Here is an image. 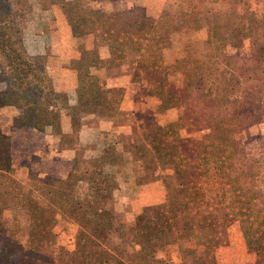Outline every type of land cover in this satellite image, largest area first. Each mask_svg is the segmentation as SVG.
Instances as JSON below:
<instances>
[{
  "label": "rangeland",
  "instance_id": "374dc122",
  "mask_svg": "<svg viewBox=\"0 0 264 264\" xmlns=\"http://www.w3.org/2000/svg\"><path fill=\"white\" fill-rule=\"evenodd\" d=\"M102 14L120 16L117 24L125 16L136 23L164 17L160 32L166 38L156 52L164 68L157 72L138 69L133 53H120L113 39H104L100 33L97 37L95 27ZM215 15L217 18L212 17ZM0 16L13 35L22 39L25 82L41 87L46 104H55L58 112L57 124L35 129L14 123L23 116V109L2 104L0 99V130L10 144L8 175L27 187L32 201L46 212L52 211L51 184L62 185L84 203L93 201L96 186L111 184L113 198L104 206L114 209L118 221L127 225L153 218H164L173 225L181 222L180 207L167 199L161 176L171 170L160 171L158 179L137 152L145 132L155 138L158 131L151 130H165L171 123L175 124L168 147L187 152L209 132L215 118L229 121L234 113L240 114L237 118L242 127L233 136L243 145L246 158L264 161V75L247 78L233 71L237 84L232 88L224 89L222 82L214 86L205 82L203 93L189 89L201 72L212 68L217 40L215 36L211 39L209 31L216 19L223 27L254 25V16H264V0H0ZM181 17L190 22L182 25ZM104 22L106 28L112 24ZM251 41L246 38L230 44L224 52L229 57L246 55L253 48ZM88 77L94 78L90 87L100 88L107 98L118 101L106 116L93 109L90 98L82 96L80 85ZM160 88L175 93L178 104L164 108ZM5 89V75L0 70V92ZM222 171V162L201 167L198 190L187 192L195 215L191 224L198 227L192 240L170 238L159 244L150 264L257 263L248 251L241 223L222 225L224 212L237 204L234 187L225 182ZM7 190L13 194L3 195ZM259 190L264 199V183ZM15 191L16 185L5 183L0 175V211L4 200L14 202ZM16 209L7 207L3 213L9 225L2 235L0 264H88L89 257L98 255V247L90 244L77 252L80 226L63 212L57 215L55 236L43 239L46 233L39 238L28 215L22 216ZM214 234L218 236L216 246H207L206 236ZM126 236L123 240L108 231L102 246L116 250L127 264H145L136 253L139 246L130 244L133 237ZM116 252L108 253L116 256Z\"/></svg>",
  "mask_w": 264,
  "mask_h": 264
},
{
  "label": "trees",
  "instance_id": "16d2710c",
  "mask_svg": "<svg viewBox=\"0 0 264 264\" xmlns=\"http://www.w3.org/2000/svg\"><path fill=\"white\" fill-rule=\"evenodd\" d=\"M128 13L125 12V14ZM212 17L217 18L216 15ZM119 18L120 16L114 14L100 15L98 19L101 22H98L99 26L95 27L97 37L100 33L104 35V39H113L120 47V53L123 51L133 53L138 69L145 67L157 72L164 68L156 59V52L161 48V45H164L162 40L166 38L160 32L164 17L153 20L143 18L141 22L136 23L126 20L125 16L121 24H117ZM105 20L112 23L109 28L103 25ZM178 21L182 25L190 22L188 18L184 17L179 18ZM218 23L221 22L216 19L209 31L211 39L215 36L217 40L211 59L214 69L209 68V70L201 72L196 83V80L192 81V88H189L192 92L203 93L202 86L205 82H209L213 86L222 82L224 89L232 88L237 84V78L232 73L233 71H237L238 75H246L247 78L264 75V16L260 19L254 16V25L232 27V23H230L227 25L228 27H223L222 23L220 25ZM246 38H251L253 47L248 54L239 57L226 56L224 52L226 46L240 44ZM23 51L22 39L13 35L11 26L0 16V70L6 80V89L0 92V99L2 104L14 105L23 109V116L18 120L15 119L14 123L28 125L35 129H44L57 124L58 112L54 109L55 104H46L44 90L41 87H32L25 82L24 66L20 60ZM187 56L190 60L193 59L192 54H187ZM240 61L242 63L239 64ZM201 68L203 67L201 66ZM92 79L94 78L88 77L87 80L81 82L82 96L90 98L93 109L106 116L113 111V106L118 101L107 98L100 88L90 87L89 82ZM207 89L213 90L212 88ZM158 91L164 108L178 104L179 98L172 91L161 88ZM226 111L224 110L225 114H227ZM237 115L240 114L234 113L229 121L224 117L215 118L209 132L200 138L194 147L187 151L188 153L183 148L178 150L177 147H168L170 142L167 139L173 133L172 126L175 123H171L165 130L161 127L151 130L158 131L155 138L154 136L150 137V131L145 132L147 135L141 144L137 145V152L142 161L152 169L151 173L158 179H160V171L171 170V173L161 174V176H163L167 199L170 203L178 204L180 207V225H178L179 223L173 225L164 218L134 220L129 225L118 221L114 209L104 206L105 201L113 198L114 187L111 184L96 186L91 203H84L73 198L62 185L51 184L48 189L51 195L49 200L52 211L46 212L32 201L27 187L8 175L12 166L9 138L0 130L1 180H4L5 183H12V185L15 184L17 189L14 192L16 199L12 204L7 200L1 202L0 244L3 232L8 229L9 225L7 216H3L7 207L17 208L16 210L22 216L28 215L31 228L39 235V238H43L46 233L47 238L43 239L55 236L53 228L57 221V215L59 212H63L66 217L76 221L80 226L76 243L77 252L87 244L97 246L99 249L95 258L89 257L88 264H109L111 260L114 261V264H127L116 250L104 249L102 246V241L108 231L119 234L123 240L127 237L126 235H131L133 237L130 243L132 248L133 244L139 246L136 251L139 259L145 264H150L154 249L159 244L169 242L170 238L175 241L192 240V233L198 227L191 224L195 215H193L192 206L187 200L189 197L187 192L190 188L198 190L197 183L202 166L222 162L225 182L233 185L237 201L233 210L224 212L222 225L227 221L232 223L238 220L242 226L248 251L256 256V264H264V199L261 198L259 190L260 185L264 183V161L246 158L243 145L233 136L242 127ZM10 190L3 191V195L13 194ZM190 199L195 201L194 203L198 202L194 197H190ZM210 237L206 236L205 243L207 246L215 247L218 236L214 234ZM113 247L116 249V246ZM109 251L116 252V256L108 253ZM103 253L106 256L103 257Z\"/></svg>",
  "mask_w": 264,
  "mask_h": 264
}]
</instances>
